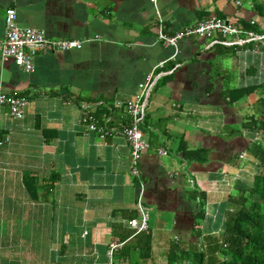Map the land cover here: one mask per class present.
I'll use <instances>...</instances> for the list:
<instances>
[{
    "label": "crops",
    "instance_id": "0c3cea01",
    "mask_svg": "<svg viewBox=\"0 0 264 264\" xmlns=\"http://www.w3.org/2000/svg\"><path fill=\"white\" fill-rule=\"evenodd\" d=\"M249 1L0 0V37L6 10L14 9L21 27L43 30L50 39L84 41L69 51L39 54L31 73L0 57V92L28 100L23 119L0 105V136L9 137L0 148V264H106L108 245L131 230L122 220L136 215L140 179L152 241L149 258L139 264H167L171 243L198 251L208 236L221 234L235 177L241 173L251 182L252 172L243 173L248 164L238 156L250 144L241 123L253 113L255 96L228 104L223 91L264 81V53L253 45L189 38L175 54L157 41L156 27L159 15L168 34L209 16L254 18L263 25ZM155 66L160 76L141 127L150 148L136 178L125 137L107 131L101 139L80 122L85 105H97L109 129L108 108L131 100ZM159 147L167 156L158 155ZM184 147L206 149L207 161L187 163ZM27 175L34 185L24 180ZM195 188L205 197L200 225ZM209 262L215 264L214 257ZM115 263L129 264L126 257Z\"/></svg>",
    "mask_w": 264,
    "mask_h": 264
},
{
    "label": "built area",
    "instance_id": "2783aa9c",
    "mask_svg": "<svg viewBox=\"0 0 264 264\" xmlns=\"http://www.w3.org/2000/svg\"><path fill=\"white\" fill-rule=\"evenodd\" d=\"M152 1L156 5L157 0ZM236 4L240 5V2L237 1ZM157 14L159 15L158 11ZM250 24H254V20H250ZM156 38L159 43L172 47L176 54L180 41L189 38L219 40L228 47L253 45L255 49H259L264 42V32L260 34L254 30L245 29L231 19L209 16L194 25L184 27L173 34H168L164 30L163 19L159 15ZM83 43L84 41L79 40L50 39L43 30L21 27L16 23L15 10L7 9L4 20V34L0 37V57L2 60H13L20 70L31 73L34 70L35 58L39 54L69 51L81 47ZM156 69L157 66L150 70L144 79L138 83L137 91L131 100L127 102L117 101L112 107L108 108L107 122L111 124L109 129L105 128L100 120L97 105H85L86 109L85 112L83 111L80 122L86 132H94L101 139H104L107 131L111 134H122L128 143L127 146L130 148V172L136 178H140L139 163L141 157L150 148V143L141 127L144 124L150 94L160 76V74H155ZM169 73H172V71L170 70ZM0 105H5L8 108L12 118L23 119L28 100L23 96L0 92ZM115 112L119 113L118 117L114 116ZM126 118H128V121L122 123ZM6 143H9V137L0 136V148ZM156 151L161 157L168 154L163 147L157 148ZM239 157L243 158L244 154ZM177 174L178 172L171 173L170 177L177 176ZM139 182L140 192L135 204L136 215L131 219L122 220L124 225L131 229L134 234L150 232V208L143 202L144 183L141 179ZM123 244L124 242H112L108 245L106 264H113L114 253Z\"/></svg>",
    "mask_w": 264,
    "mask_h": 264
},
{
    "label": "trees",
    "instance_id": "16d2710c",
    "mask_svg": "<svg viewBox=\"0 0 264 264\" xmlns=\"http://www.w3.org/2000/svg\"><path fill=\"white\" fill-rule=\"evenodd\" d=\"M249 2L254 15L262 18L264 23V0H250ZM250 20H254V24H250ZM237 24L260 34L264 32V24L261 25L262 23L254 18L239 21ZM259 50L264 53V42ZM253 93L257 95L258 110L246 115L241 123V128L250 136V144L245 152L239 154V156L244 154V157H238L241 163L247 162L245 164L255 165H251L253 168L251 182L248 183L246 179L241 178V173L238 178L235 177V186L236 183L245 181L246 187L237 189L235 193L232 192L225 202V222L218 251L222 259L221 264H264V81L245 88L223 91L224 99L227 97L229 100L228 104H233L243 96ZM180 151L182 159L189 164L196 162L204 164L208 158V151L204 148L187 149L184 147ZM247 157L255 161H249ZM24 180L32 185L36 183L34 178L28 175L24 177ZM203 192V190L200 192L198 188L193 189L192 192V199L199 200L200 204V209L195 215L197 225L203 222L205 216ZM130 238H133V242L126 244ZM151 241L150 232L137 234H134L132 230L122 232L118 242H124V244L115 251L113 264H116L115 261L122 257L128 258L129 264H139L140 259L149 258ZM204 261L205 255L201 251L183 250L178 244L171 243L167 264H204Z\"/></svg>",
    "mask_w": 264,
    "mask_h": 264
},
{
    "label": "rangeland",
    "instance_id": "374dc122",
    "mask_svg": "<svg viewBox=\"0 0 264 264\" xmlns=\"http://www.w3.org/2000/svg\"><path fill=\"white\" fill-rule=\"evenodd\" d=\"M255 96H254V100H253V104H252V108L251 109H249V113H252V112H254V111H256V109L258 110V107H257V104H256V99H255V97H257V95L255 94V93H253ZM230 127H232L234 130H235V134L237 135L238 134V132H239V130L237 129V127L236 126H231V125H229ZM229 130V129H228ZM251 165H255V164H251ZM251 165H248V166H246L245 168H244V171L245 172H243V173H248V172H252V171H250V169L252 168V166ZM251 167V168H250ZM188 168L185 166V165H183L182 166V169H181V173L182 174H188V170H187ZM243 169V168H242ZM241 171V170H240ZM248 171V172H247ZM179 173V172H178ZM252 175V174H251ZM240 180H243V179H240ZM191 183H192V185L193 184H195V179H192L191 180ZM244 183H246L245 181H243V183H236V186L234 187V189H233V192L235 193L236 191H238L237 189H240V188H244V187H246L245 185H244ZM191 187H193V186H191ZM233 188V187H232ZM200 191V190H199ZM199 197H201V195L199 194ZM202 198V197H201ZM200 198V199H201ZM204 199H205V197H204ZM201 201H202V199H201ZM155 209H156V211H157V213H159V211L161 210V206H155L154 207ZM222 212H223V210H222ZM151 216H152V211H151ZM169 218L170 219H172V215L169 213ZM169 219V220H170ZM170 222H171V220H170ZM170 224V223H169ZM159 225H161L160 223H158L157 224V226L159 227ZM171 225V224H170ZM221 240H222V235L221 234H218V233H215V234H211L210 236H208V238L205 240V244H206V247L205 248H202V247H200L199 248V250L198 251H201L202 253H204L206 256H208V260L206 259V262L207 263H205V264H210V259L212 258V257H214V261H215V264H221V262H220V259H219V256L217 255L218 254V251H219V248H220V242H221ZM187 264V263H186Z\"/></svg>",
    "mask_w": 264,
    "mask_h": 264
}]
</instances>
